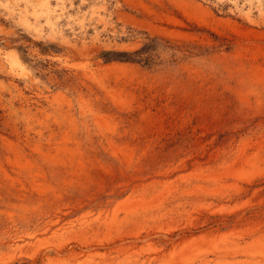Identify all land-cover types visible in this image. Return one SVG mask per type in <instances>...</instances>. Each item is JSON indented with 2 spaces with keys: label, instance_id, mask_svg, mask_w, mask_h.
Returning a JSON list of instances; mask_svg holds the SVG:
<instances>
[{
  "label": "rangeland",
  "instance_id": "374dc122",
  "mask_svg": "<svg viewBox=\"0 0 264 264\" xmlns=\"http://www.w3.org/2000/svg\"><path fill=\"white\" fill-rule=\"evenodd\" d=\"M0 264H264V0H0Z\"/></svg>",
  "mask_w": 264,
  "mask_h": 264
}]
</instances>
